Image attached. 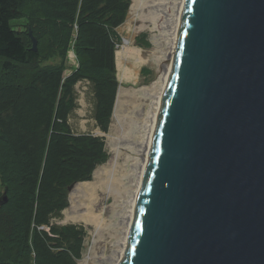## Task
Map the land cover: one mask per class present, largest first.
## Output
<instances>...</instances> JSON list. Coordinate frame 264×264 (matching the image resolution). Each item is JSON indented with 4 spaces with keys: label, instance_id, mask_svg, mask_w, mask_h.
I'll return each mask as SVG.
<instances>
[{
    "label": "water",
    "instance_id": "water-1",
    "mask_svg": "<svg viewBox=\"0 0 264 264\" xmlns=\"http://www.w3.org/2000/svg\"><path fill=\"white\" fill-rule=\"evenodd\" d=\"M174 59L122 264H264V0H186Z\"/></svg>",
    "mask_w": 264,
    "mask_h": 264
},
{
    "label": "trees",
    "instance_id": "trees-1",
    "mask_svg": "<svg viewBox=\"0 0 264 264\" xmlns=\"http://www.w3.org/2000/svg\"><path fill=\"white\" fill-rule=\"evenodd\" d=\"M133 1L0 0V184L7 188L0 264L82 258L84 228L53 219L68 207L69 187L91 181L107 154L103 138L73 134L68 119L75 86L85 83L96 126L108 132L118 89L117 29L132 18ZM17 20L25 21L21 30L11 24ZM70 51L77 65L69 76L61 64H42Z\"/></svg>",
    "mask_w": 264,
    "mask_h": 264
},
{
    "label": "bare ground",
    "instance_id": "bare-ground-1",
    "mask_svg": "<svg viewBox=\"0 0 264 264\" xmlns=\"http://www.w3.org/2000/svg\"><path fill=\"white\" fill-rule=\"evenodd\" d=\"M185 1L164 0L154 6L152 15L154 26L152 28L163 22L165 24L161 31L163 41L158 40L161 48L158 53L153 54V60H155L160 70V76L151 89L142 88L136 91L137 93H143V99L141 100H148L149 108L142 107L138 112L137 105L135 108L127 106L126 111L123 112V115L121 114L122 119L126 118L127 127L121 128V133L117 137L115 136L112 139L108 137L109 142L114 146L112 151L116 156L115 160L108 166L96 168L93 172L92 181L76 184L70 193V205L63 211L65 219L91 224L95 227V235L91 239L88 256L80 264H89L90 260H93L94 264H122L133 226L138 193L149 162L155 123L175 60L176 42ZM131 52L137 54L138 63H146L138 49H131L126 45H122V56ZM122 92L120 89L118 90L115 109L117 111ZM121 118L117 117L115 119H118L117 121L120 123ZM122 149L127 152V157L120 164L117 160L123 153ZM97 191L105 192L113 198L114 216L109 223H106L103 219L102 211L96 213L94 210V206L99 200ZM118 214L119 217L116 220ZM104 230L111 231H108L109 235L103 237L100 232Z\"/></svg>",
    "mask_w": 264,
    "mask_h": 264
},
{
    "label": "rangeland",
    "instance_id": "rangeland-1",
    "mask_svg": "<svg viewBox=\"0 0 264 264\" xmlns=\"http://www.w3.org/2000/svg\"><path fill=\"white\" fill-rule=\"evenodd\" d=\"M162 1L164 0H134L132 5V18H130L129 14H127L124 24L117 29V34L120 38V43L116 47V61L118 64V69L116 66V72H117V81H118L119 89L123 92H122L121 102L118 111L115 110L116 107L113 109V115L107 133L102 132L96 126L95 120L93 118L94 98H93V93L89 88V86L85 83H79L75 86L76 106L71 116H69L68 124L72 133L75 135H84V134L93 135L104 139L107 161L104 164L98 166L97 168L106 165L108 166L112 164L113 161L115 160L116 156L112 151L114 146L109 141L110 139H112L115 136L117 137L119 133H121V128L124 129L127 127L128 124L126 122V118L125 117L123 119L121 118L123 112L126 111L127 106L135 108V106L137 105L136 108L139 109L138 112H140V109L142 107L149 108L148 100L147 101L146 99L141 100L143 99L142 98L143 93L142 92L137 93L136 91L142 88L151 89L152 85L158 80L160 76V70L155 60H153V54H155L156 52L158 53V50L161 48L160 46L161 44H158V40L163 41L161 31L164 28L165 24L164 22L163 23L161 22L162 24L160 25L158 24L156 25L157 27L152 28L154 26L152 15L154 11V6L158 2H162ZM24 22H25L24 20H17V21H13L11 24L15 29L21 30L23 28ZM128 23H130L129 27L127 26ZM122 45H126L131 49H135V48L138 49V52L143 57V59L146 60V63L143 64L138 63L139 60L137 59L138 57L137 54L132 52L122 56L121 55ZM70 52L67 54L65 60L60 59L59 57L56 56L47 60L42 64L50 65V66L52 65L58 66L61 64L63 65L64 68V75L69 76L70 73L75 68V66L77 65L75 57L71 55ZM156 55L159 56L158 54ZM123 102L125 103L123 104ZM115 113L116 115L114 116ZM118 114L119 116H117ZM117 117H119V119L121 118L120 120L121 124L118 123L119 122L117 121L118 119H115ZM122 152H123L122 155L117 160L119 161L120 164L127 157L126 156L127 152L124 151V149H122ZM92 180H93V174L91 181ZM72 190L68 192V198H67L68 207L70 205L69 196ZM2 193H3V186L0 184V196L2 195ZM97 195L99 200L94 206V210L96 213L102 211L104 215L103 219L105 220L106 223H109L110 220L113 219L112 217L114 216L113 213L114 210L112 209L113 198L109 196L107 193L105 192L103 193L101 191H97ZM118 217L119 214L116 216V220H118L117 219ZM53 222L60 226L75 225L84 228L85 237L83 241L84 242L83 254H82V258L77 262V264H80V262L88 256L89 246L91 245V239L95 235V227L92 226L91 224H85L83 222L68 221L65 219L64 212L61 213L60 218L53 219ZM108 231L111 230H106V231L104 230L100 232V234L104 237V235H109ZM108 243L110 244L111 242L109 241ZM89 264H94V261L90 260Z\"/></svg>",
    "mask_w": 264,
    "mask_h": 264
}]
</instances>
